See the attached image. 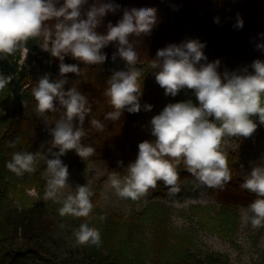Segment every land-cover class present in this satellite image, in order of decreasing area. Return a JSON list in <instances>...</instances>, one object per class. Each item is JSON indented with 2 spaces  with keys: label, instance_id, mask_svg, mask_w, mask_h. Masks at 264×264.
Wrapping results in <instances>:
<instances>
[{
  "label": "clouds",
  "instance_id": "1",
  "mask_svg": "<svg viewBox=\"0 0 264 264\" xmlns=\"http://www.w3.org/2000/svg\"><path fill=\"white\" fill-rule=\"evenodd\" d=\"M116 12H122L116 24L109 22L104 33L98 32L104 17ZM157 12L155 7L121 9L114 0H93L90 5L88 0H0V56L7 58L19 52L26 58L27 42L41 38L40 46L60 61V78L51 80L50 74H44L31 91L38 112L59 113L49 129L51 144L58 151H14L5 163L7 170L23 177L35 171L36 156L40 154L47 175L42 198L60 205V217L87 218L94 208L93 190L87 184L70 186L68 166L61 157L74 151L84 160L96 153L93 146L82 143L87 135L85 118L92 112L88 97L76 83L65 90V74L81 76L82 70L77 64L64 63L65 56L88 66L102 65L108 59L102 49L114 43L112 60L119 57L125 68L113 70L106 81L104 94L113 110L104 120L118 121L125 111L135 114L142 107L151 111V105L140 103L143 69L137 66L139 54L131 37L150 35L158 23ZM213 22L219 23V17H214ZM233 27L243 28L239 14ZM257 39L261 42L256 43V50L264 53V33ZM205 47L198 39L188 38L158 49L150 60L155 82L165 96L175 97L181 90H191L197 103L191 99L169 103L151 118L150 134L154 139L138 144L135 161L122 172H108L109 186L117 197L137 201L150 189H156L158 182L171 197H176L181 192V164L199 185L223 189L232 179L226 148L238 147L232 138L251 137L257 129L253 117L264 125V60L255 59L248 66L221 71L219 59L208 62ZM14 78V74H0V91ZM90 124L97 132L105 131L101 120L92 118ZM19 143L17 136L6 146L15 149ZM117 166L122 167L123 162L118 161ZM240 187L256 197L245 211V222L253 229L264 228V158L251 167ZM65 189L69 190L67 195ZM172 202L179 206L178 199ZM72 234L81 245L101 246L99 229L87 220Z\"/></svg>",
  "mask_w": 264,
  "mask_h": 264
},
{
  "label": "trees",
  "instance_id": "2",
  "mask_svg": "<svg viewBox=\"0 0 264 264\" xmlns=\"http://www.w3.org/2000/svg\"><path fill=\"white\" fill-rule=\"evenodd\" d=\"M62 2V0H61ZM93 0H88L90 5ZM123 8L155 7L158 23L152 34L145 38L132 36L131 39L144 62L141 77L142 95L140 103L152 106L151 111L123 113L118 121L104 120L105 115L113 108L105 96V85L112 73L104 67L85 65L65 56L64 63L77 64L82 70L81 76L65 74L68 84L65 90L80 83L78 90L86 95L92 112L85 118L83 127L87 135L82 143L96 149L95 155L82 160L73 154L78 175L83 177L85 161H102L114 171L122 172L130 162H134L138 153V144L153 140L150 134V120L158 115L169 103L183 102L191 99L197 103L191 90H181L175 97L165 96L164 90L155 82L151 59L155 58L158 49L171 43L179 44L185 39H198L205 43L204 53L208 62L219 59L221 71L225 68L235 70L250 65L255 59L264 60V53L256 50L258 34L264 33V0H114ZM86 5L85 7H87ZM237 14L243 20V28L235 29ZM122 12L107 14L97 31L104 33L106 25H113L121 18ZM219 17V23L213 18ZM152 36V37H151ZM41 38L30 39L26 47L33 56L32 63L21 61V54L4 58L0 56V74H14L13 81L0 91V264H55L45 255L51 254L44 247L46 237L61 224L79 226L87 220L90 226L99 229L101 246L81 245L82 257L75 264H227L219 253L206 254L203 257L195 249L194 234L181 237L166 227V207L156 202L142 211L130 216L105 214L95 207L96 196L93 195L94 208L87 218L60 217L59 204L43 200L46 180L39 172L26 173L17 177L5 167L14 151H30L33 140L29 134L33 123L26 115V103L31 101L29 89L35 87L38 79L50 74L51 80L60 78V61L50 53L42 63ZM112 44L102 49L109 56ZM44 57V54H43ZM250 70V69H249ZM26 102V103H25ZM59 113H48V119L54 124ZM92 118L101 120L106 128L97 132L90 124ZM20 137L15 149L8 148L7 142ZM238 147L229 152V167L232 179L223 189H207L206 194L215 201L214 205H192L190 213L201 229L227 238L237 228V210L246 208L256 198L255 194L243 190L240 185L254 164L261 161L251 160V147L243 140L235 141ZM58 151V149H56ZM68 151L67 153H73ZM66 153V154H67ZM65 154V155H66ZM61 157V160L65 158ZM123 166L118 167L117 162ZM180 182L195 179L181 164L179 166ZM81 185V181L78 182ZM34 189L35 197L27 194ZM155 196L163 198L169 195L162 182H158ZM165 210V213H164ZM106 216L105 220H101ZM20 239L24 246L16 249Z\"/></svg>",
  "mask_w": 264,
  "mask_h": 264
},
{
  "label": "rangeland",
  "instance_id": "3",
  "mask_svg": "<svg viewBox=\"0 0 264 264\" xmlns=\"http://www.w3.org/2000/svg\"><path fill=\"white\" fill-rule=\"evenodd\" d=\"M52 23V22H48ZM155 35V34H150ZM141 38L147 37V35H140ZM152 37V36H151ZM114 47L115 44H112ZM114 53L116 50L111 49ZM40 53H42V63L46 62L45 56H48L47 51L40 47ZM111 53L108 59L102 64L97 65L104 67L108 72L112 73L113 70H123L125 63L119 57L115 61L112 60ZM44 54V57H43ZM73 59L71 56H66ZM33 56L27 54L26 58L21 55V61L32 63ZM78 63L77 60H74ZM138 67L144 69V62L139 60ZM80 88V83L76 84ZM34 88V87H32ZM32 88L29 89L31 94ZM26 103V102H25ZM26 115L33 123L29 132L33 145L30 150L32 153L41 152L46 154L49 149L56 151V148L51 144L52 137L49 134V129L54 126L48 119V113H40L36 110V102L31 95V101L26 103ZM257 123V129L248 138H232L233 142L243 140L250 147L249 152L251 160L261 161L264 158V125L259 124L257 118L253 117ZM227 139V138H226ZM73 153H67L65 158L62 159L63 163L68 166L70 173L69 184L72 188L78 185L81 181V185L87 184L91 190H93L96 196L95 207L109 215H119L122 217L130 216L136 212H140L145 209L151 201L157 200L166 207V227L173 233L184 237V235L190 233L194 234L195 249L203 257L206 254H221L227 261V264H264V228L253 229L250 223H246L244 220V214L247 209L239 208L237 210V228L227 238H221L219 235L207 232L200 227L196 218L190 213L192 205H214L215 201L206 194L205 188L199 185L195 179H186L180 182L181 192L176 197L167 195L162 199L155 196V189H150L145 197L137 201L125 200L117 197L114 191L111 189L108 183V172L113 171L109 169L102 161H85L83 177L80 178L76 171L75 163H73ZM35 171L39 172L41 177L47 180L46 164L40 154L36 156ZM69 192L68 189L64 190L65 195ZM203 193V195H201ZM27 194L31 197L36 196L34 189L27 191ZM173 199L179 200V206L173 204ZM165 213V210H164ZM65 227L61 228L58 225L44 240L43 244L47 251L51 254L45 255L47 259H52L55 264H75L82 257L81 244L77 243L73 236V229L77 226H71L64 224ZM33 246H24V242L20 239L16 241L15 248ZM49 263V261H48ZM45 263V264H48Z\"/></svg>",
  "mask_w": 264,
  "mask_h": 264
}]
</instances>
